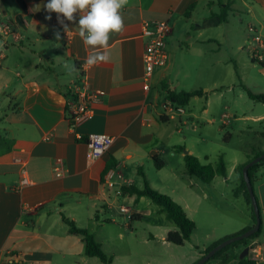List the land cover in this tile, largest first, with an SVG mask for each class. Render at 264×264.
<instances>
[{
  "label": "crops",
  "instance_id": "crops-1",
  "mask_svg": "<svg viewBox=\"0 0 264 264\" xmlns=\"http://www.w3.org/2000/svg\"><path fill=\"white\" fill-rule=\"evenodd\" d=\"M47 2L0 0V26L11 29L8 35L0 33V264H105L85 256L81 237L69 233L62 216L93 234L103 253L112 257L109 264H136L130 256L106 249L122 250L121 232L112 229L103 239L98 234L105 226H116L106 215L116 210L120 197L133 209L124 204L129 212L122 213L121 206L118 211L129 214L130 220L141 218L135 207L146 197L135 202V196L117 195V191L125 186L141 189L133 180H142L139 169L143 171L146 163L155 166L154 158L165 167L160 156L169 148L171 158L177 154L173 151L177 146L161 137L159 118L174 119L166 115L163 88L186 91L184 85L191 82L190 91L204 93L198 97L212 95L222 105V118L241 122L239 126L246 129L259 128L264 135L260 103L249 99L244 90L264 94V60L258 64L251 59L254 44L247 31L254 24L264 39V0H129L123 10L124 31L112 36L107 49L110 60L94 66L85 63L92 49L79 37L75 23L65 21L70 27L65 33L55 13L46 19L49 13L43 5ZM37 4L39 11L34 8ZM226 6V22L221 23L218 15ZM144 21L167 22L171 28L167 64L155 70L149 90L143 83ZM82 75L87 89L101 94L92 104L93 117L71 128L66 107L73 100L72 83ZM89 134L114 139L110 149L91 164L83 141ZM183 155L174 159L175 170L186 176ZM248 158L247 154L244 160H236L230 170L225 165L226 176L208 183L218 196L223 198L216 187L232 180L236 167ZM107 163H114V168L104 175ZM234 178L236 198H243L237 173ZM252 185L261 212V234L249 245L247 256L264 264V167L256 170ZM166 194L185 209L173 194ZM253 225L243 215L237 227L201 249L196 247L184 264H194L213 243ZM169 231L162 236L164 242Z\"/></svg>",
  "mask_w": 264,
  "mask_h": 264
},
{
  "label": "rangeland",
  "instance_id": "rangeland-1",
  "mask_svg": "<svg viewBox=\"0 0 264 264\" xmlns=\"http://www.w3.org/2000/svg\"><path fill=\"white\" fill-rule=\"evenodd\" d=\"M63 72L67 71L64 69ZM167 82V80L164 81L166 85ZM193 86L194 84L189 82L184 85L183 89L190 91ZM258 107L264 113V105L260 103ZM205 108L208 109L206 113L203 112ZM221 111L222 105L216 101L214 96L193 97L186 107V112L184 111L180 115L182 124L178 115L168 122L159 123L162 140L171 143V145L184 146V151H190L191 153H189L198 158L203 165L214 166L222 158L228 170L236 160H244L247 154L252 156L260 148L264 150V135L259 134L261 132L259 128L240 127L241 122L235 123L232 118H222ZM187 113L191 114L192 121L188 120ZM224 123H230L231 126H224ZM227 133L231 137L225 141ZM244 148L248 150H244ZM161 150L165 152L164 148ZM180 154L182 153H177L173 157L179 159ZM170 155V148L166 155L161 154L160 161L167 163L162 169H157L150 163H146L143 171L151 187L165 195H167L166 193L173 194L174 198L183 204L185 209L181 208L187 217L195 223L196 228L191 239L183 246L164 242L162 236L166 230L174 231L176 227L166 219L163 208L145 198L135 207L140 211L141 218L130 220L129 214L123 215L118 210L119 206L124 204L130 210L133 207L124 203L126 198L120 197L116 210H112L106 215L107 218L110 217L116 221V226H105L99 232L98 238L103 239L105 234L112 229L121 232L122 250L108 246L106 249L117 252L116 254L119 256H130L136 264H184L191 256L195 255L196 247L201 249L202 246L211 244L213 239L219 238L237 227L243 215L254 220L251 204L247 202L245 195L243 194V198H236V192L233 189L236 173L227 184L216 187L217 193L222 194L223 199L212 190V186L209 184L188 174L181 176V173L176 172L175 168L178 167V164L174 161L175 158H171ZM133 180L140 188L143 187L141 178L134 177ZM190 181L196 185L191 186ZM178 205L180 206V204ZM101 218H103L102 215ZM128 224H130L129 227ZM207 235H209L208 239H206ZM116 241H119L117 237ZM127 246L129 252L125 250ZM110 258L112 259V257Z\"/></svg>",
  "mask_w": 264,
  "mask_h": 264
},
{
  "label": "trees",
  "instance_id": "trees-1",
  "mask_svg": "<svg viewBox=\"0 0 264 264\" xmlns=\"http://www.w3.org/2000/svg\"><path fill=\"white\" fill-rule=\"evenodd\" d=\"M190 10L191 9L189 8V11ZM227 10H228V7L226 6L225 9H223L221 13L218 15L221 23L226 22ZM189 11H187L186 15H188ZM163 90L166 92L165 94L166 102H169L173 106H180L183 108L188 106L190 100L193 97L202 96L204 94L202 90L176 92V91L169 90L165 87L163 88ZM244 90L249 99L259 102L264 105V94H254L245 87H244ZM66 112L68 114V107H66ZM159 121L162 123H165V122H168L169 119L165 116H161L159 118ZM229 139H230V134L227 133L225 136V141H228ZM83 141L85 142V139H83ZM184 150H185L184 146H177L173 148L174 152L184 153L183 161H184L186 172L189 175L207 184L210 183L216 176H222V177L226 176V167H225V164L222 158H220L218 163L214 166L210 164L203 165L198 160V158H196L195 156L191 155L188 152H185ZM259 155H262V153L259 151H257L256 153H253L252 156L249 155L248 160L245 163L238 165L235 169L236 173L238 174V178L240 180L239 191L243 192L249 204L251 203H250L249 196L245 188V184L242 178L241 171L247 162H249L251 159ZM153 160L155 162L154 164L156 168L158 169L162 168V165H163L162 163H159L155 158ZM259 167H264V163L254 165L249 168L248 174H249L251 183L253 182L254 173ZM112 168H114V163H107V166L103 174L105 175ZM139 174L141 175L142 180H143V187L141 189H137L133 186H125L121 188V194L128 195V196H135V199H134L135 202H137L142 197H146L150 199L152 202H154L155 204L161 206L166 213V219L172 224H174L176 227V230L169 231L166 234L165 241L175 246H183L186 242H188L191 239V235L196 227L195 223L187 217V215L185 214L181 206H179L176 202H174L172 198H170L169 196L165 194L158 192L157 190L151 187L142 169H139ZM258 207H259V204H258ZM253 219L255 223V217ZM62 221L68 227L69 233L81 237L84 243L85 256L98 258L101 262L105 264L111 263L112 259L103 253L100 244L96 242L92 233H90L89 231L85 229L78 228L76 224L74 223V221L69 220L64 216H62ZM250 228L251 227L244 229L237 235L249 230ZM260 234H261V225H260V229L255 234H253L251 237L226 246L225 248L217 252L205 264H209L210 262L215 261V260L219 261L218 264H228L232 260H237V264H257L254 259H250L248 256L244 257L243 259H239V254L245 247H249L251 242L256 240L260 236ZM226 239L228 238H225V239H222V240H219L213 243L211 246H209L208 248L204 250L203 255L206 254L214 246H216L217 244H219L220 242Z\"/></svg>",
  "mask_w": 264,
  "mask_h": 264
},
{
  "label": "built area",
  "instance_id": "built-area-1",
  "mask_svg": "<svg viewBox=\"0 0 264 264\" xmlns=\"http://www.w3.org/2000/svg\"><path fill=\"white\" fill-rule=\"evenodd\" d=\"M257 26L250 24L247 31L252 35L254 48L251 51V59L255 63H262L264 60V39L258 33ZM11 31L9 25H1L0 33L8 35ZM171 33V28L167 22H149L144 21L141 25V35L146 40L142 60L144 65L143 83L144 89L149 90L150 81L156 69L164 67L167 64V39ZM73 100L68 107V121L71 128L83 119H91L94 115L92 104L101 94L96 91H89L86 87L84 76H80L72 83ZM166 115L173 118L175 115L180 116L184 113V108L173 106L169 102L164 106ZM80 139V138H79ZM114 139L106 134H89L85 138L87 146V162L89 164L97 160L101 155L106 153ZM56 175L59 177L60 171L55 169ZM111 178V175H109ZM109 178V179H110ZM112 186V183H109ZM117 195H121V191H117ZM122 213H128L127 207L121 206Z\"/></svg>",
  "mask_w": 264,
  "mask_h": 264
},
{
  "label": "clouds",
  "instance_id": "clouds-1",
  "mask_svg": "<svg viewBox=\"0 0 264 264\" xmlns=\"http://www.w3.org/2000/svg\"><path fill=\"white\" fill-rule=\"evenodd\" d=\"M128 4L129 0H48L43 8L49 13L46 19H51V13L57 15L65 33L70 28L65 21L77 25L79 37L92 49L85 63L94 66L110 60L107 49L112 36L124 31L123 10ZM34 8L39 11L41 5ZM55 37L61 39L59 31Z\"/></svg>",
  "mask_w": 264,
  "mask_h": 264
},
{
  "label": "water",
  "instance_id": "water-1",
  "mask_svg": "<svg viewBox=\"0 0 264 264\" xmlns=\"http://www.w3.org/2000/svg\"><path fill=\"white\" fill-rule=\"evenodd\" d=\"M264 163V154L259 155L253 159H251L249 162H247L244 167L242 168V178L245 184V188L246 191L248 193L249 196V200L251 203V207L254 213V217H255V223L254 225L247 231L237 235V236H233L230 237L222 242H220L219 244H217L216 246H214L212 249H210L206 254H204L200 259H198L194 264H205L207 261H209L217 252H219L220 250H222L223 248H225L226 246L241 241V240H245L248 239L249 237H251L253 234H255L259 229H260V225H261V218H260V212H259V207H258V203L254 194V190H253V185L251 183L248 171L249 168L254 166V165H258ZM250 248L249 247H245L241 253L239 254V259H243L244 257H246L249 253Z\"/></svg>",
  "mask_w": 264,
  "mask_h": 264
}]
</instances>
